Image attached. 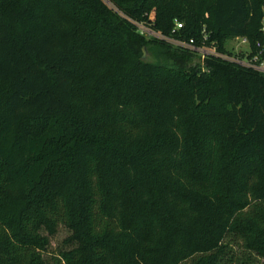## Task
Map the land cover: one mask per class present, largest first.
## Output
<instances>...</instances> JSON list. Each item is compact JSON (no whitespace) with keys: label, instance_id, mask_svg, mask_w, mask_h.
Instances as JSON below:
<instances>
[{"label":"trees","instance_id":"16d2710c","mask_svg":"<svg viewBox=\"0 0 264 264\" xmlns=\"http://www.w3.org/2000/svg\"><path fill=\"white\" fill-rule=\"evenodd\" d=\"M110 2L0 0V264H264V73L133 23L264 59V0Z\"/></svg>","mask_w":264,"mask_h":264},{"label":"built area","instance_id":"2783aa9c","mask_svg":"<svg viewBox=\"0 0 264 264\" xmlns=\"http://www.w3.org/2000/svg\"><path fill=\"white\" fill-rule=\"evenodd\" d=\"M136 26L138 27V30L141 34L147 36L148 38H157L160 40L167 41L175 46L185 48L188 50H197L201 56V59L204 60L207 56H214L223 58L225 60L230 61H237L243 65L246 66H252L256 68L257 70L264 73V59H260L258 55H254L251 57V59H239L236 57H232L231 55L227 53L220 52L216 46H197L196 41L194 38L191 39H183L180 37V30L183 28V23L180 21H176V25L172 31L171 34H164L161 31L153 29L151 26L146 25L141 22H134ZM245 44H249V41L246 37L241 38Z\"/></svg>","mask_w":264,"mask_h":264},{"label":"rangeland","instance_id":"374dc122","mask_svg":"<svg viewBox=\"0 0 264 264\" xmlns=\"http://www.w3.org/2000/svg\"><path fill=\"white\" fill-rule=\"evenodd\" d=\"M104 2L111 8L115 9L114 4L111 3L110 0H104ZM241 38L242 37L229 39L226 41V44H225L226 49L229 52H231L232 54L231 56L239 58V59L242 56L245 57V54L251 51L249 45L245 44ZM147 51H148V60L156 61L155 56L148 48H147ZM241 59H244V58H241ZM49 231L50 230L48 229L47 225H44V224L41 225L42 235H46V236L48 235L50 238V244H49L47 251L44 253V256L48 261L52 263L54 261V256H59V253L62 250L72 248V245L68 243L67 241L69 236L72 234V232L68 228H66L64 225H60L59 229L54 235H49L48 233Z\"/></svg>","mask_w":264,"mask_h":264},{"label":"water","instance_id":"95a60500","mask_svg":"<svg viewBox=\"0 0 264 264\" xmlns=\"http://www.w3.org/2000/svg\"><path fill=\"white\" fill-rule=\"evenodd\" d=\"M144 60H148V51H147V47H144L143 49V57Z\"/></svg>","mask_w":264,"mask_h":264}]
</instances>
